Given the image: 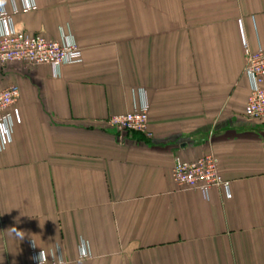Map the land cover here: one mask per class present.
Wrapping results in <instances>:
<instances>
[{"label":"crops","instance_id":"obj_1","mask_svg":"<svg viewBox=\"0 0 264 264\" xmlns=\"http://www.w3.org/2000/svg\"><path fill=\"white\" fill-rule=\"evenodd\" d=\"M0 3L8 28L82 50L57 71L0 65V89L20 91L0 151V264H264V119L245 116L242 54L243 40L264 48V0ZM145 104L148 133L107 125ZM211 153L228 187L174 182L177 157Z\"/></svg>","mask_w":264,"mask_h":264},{"label":"built area","instance_id":"obj_2","mask_svg":"<svg viewBox=\"0 0 264 264\" xmlns=\"http://www.w3.org/2000/svg\"><path fill=\"white\" fill-rule=\"evenodd\" d=\"M34 4H27L24 12L34 9ZM16 12V10H14ZM11 14L0 3V25L5 28L0 31V65L10 62H26L32 65L48 64L55 71L64 63H79L82 60V50L72 39L55 40L42 35H33L25 31H16L7 27ZM244 73L251 83L250 95L247 99L245 116L249 119H264V48L252 49L243 40ZM17 85L0 89V151L12 140V125L14 114L11 111L19 98ZM147 104L135 107L134 110L112 115L107 119V125L119 131H136L148 133ZM218 159L215 155H203L195 160L187 161L177 157L172 170L174 182L181 187H195L208 193L212 187H228L220 173ZM81 257H88L89 251L81 242ZM33 264H72L66 259L46 262L43 258H35Z\"/></svg>","mask_w":264,"mask_h":264},{"label":"clouds","instance_id":"obj_3","mask_svg":"<svg viewBox=\"0 0 264 264\" xmlns=\"http://www.w3.org/2000/svg\"><path fill=\"white\" fill-rule=\"evenodd\" d=\"M12 231L21 239H23V232L17 231L15 228H12Z\"/></svg>","mask_w":264,"mask_h":264},{"label":"trees","instance_id":"obj_4","mask_svg":"<svg viewBox=\"0 0 264 264\" xmlns=\"http://www.w3.org/2000/svg\"><path fill=\"white\" fill-rule=\"evenodd\" d=\"M133 132H135V131H133Z\"/></svg>","mask_w":264,"mask_h":264}]
</instances>
